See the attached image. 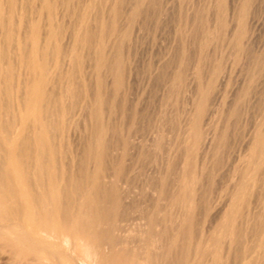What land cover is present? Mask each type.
Here are the masks:
<instances>
[{"label": "bare ground", "instance_id": "bare-ground-1", "mask_svg": "<svg viewBox=\"0 0 264 264\" xmlns=\"http://www.w3.org/2000/svg\"><path fill=\"white\" fill-rule=\"evenodd\" d=\"M43 1L44 0H41L40 7L38 9L37 8L35 9V7H33L30 10L32 11L33 9H35V11L38 14H40L41 12L43 14V12H44L43 9H47L46 10L47 11V17L46 18H45V16L43 17V15H42V18H40L38 15V17L34 19L32 17V15L34 13V10H33L31 12L32 15L28 13L30 11H27L26 13L23 12L24 14L27 15V13H28L31 16L26 17L24 15L23 19H22L21 15H22V9L24 7V6H22V4H23V2H25L24 0H0V255L3 257V259H2L3 262L5 261L4 264L7 262H9L11 264L12 263L13 264H196V262H197L196 261L197 250L200 249V244L198 246L199 248L195 245V247H197L198 249L194 247V244L197 242H195V243L193 242L194 244L191 243V238L193 236H190V242L188 244L186 243V245L183 246V242H182V240L184 239L183 238L184 235H186V234L189 235V232L192 230V223H191L192 222V220H191L192 216L189 212L187 213V210L182 211L177 206L178 209H176V211H174V212L171 211L172 214L174 213L173 216L170 215V217H168L165 215L167 217V220H166L165 219L166 217H164V216L161 217V214L159 216L161 218L157 217L158 213L154 211V209H156V205H155V207H153L154 209H152L153 211L149 210V212H148L149 214L148 213H147L148 215L145 214V215H147V217L145 216L147 228L145 230L146 236L143 239H141L142 241L138 238L136 239V237L134 239L131 237L132 240L131 239L129 240L127 237L129 235H125V234L121 233L122 231L125 230V229H123L124 227L122 226L123 227L122 228V227H119L117 225L118 224L117 219L120 217L119 214H121V216H122V214H124V211H125L123 208L124 205L125 206L129 205L128 203H127V205H126V203L125 204L123 203L125 201L124 200L125 197H127V196L123 195L121 193L122 192L121 191L122 189L120 190L121 184L117 181L122 176L121 173H122V169H123V166H122L123 163H122L121 157L124 156V154L126 153L125 152L126 143L130 141L129 139H127L128 141L126 140L127 134L123 131V129L128 128L127 126L129 125L128 124L125 126V128H123V124L127 120V119L126 120L124 119V123H123V112H124V110H126L125 109V103H126L125 96L127 95L126 92H128L127 90H128V88H130L129 84L132 82L133 79L131 80L130 83H129V81H130V78L134 76L133 73H131V77H130V72H131L130 69L133 70L134 67L133 68L127 67L130 65L125 64L126 61H124V60L131 59V58L128 59V57L132 56L131 53L133 52V49H132V46L130 47V45H129V47L131 49L128 50V48H129L128 44H127L128 48L125 49V47H124L125 45L122 44V41L125 40V38H127L124 35L126 33L128 34L129 31L125 30V32L122 33L124 38L120 37V33H121V32H119L120 30H118V34L116 33V31L118 29L117 25H115L116 18H111L110 13H109V11L111 12V10L107 9V7H106L107 5L106 6L104 5V7H105L104 9L102 8L103 6H101V9H96V12L99 14V12L102 13V11L98 12V10H102V9L108 10L109 15L107 13V10L104 11L107 14L105 16L110 17V18L106 17L107 20L111 19L110 21H107L108 25H106L107 23L105 24V22H104L106 20L104 18V15H103V18H101V16H102L101 14H100L101 15L100 18H96V17H99L97 14L94 17V20L92 23L89 21L90 25L88 22L86 24V22H85L86 16L83 15V13H85V11H83V10H85V8H83V10L80 9L79 4L76 3L79 0H77V1L73 0L76 4H78L77 5L78 7L77 6H74V7H77V8H79V10H82V13H80V15L78 16V14L76 12H73V14L75 13L78 16V18H76V20L74 19L75 20V21H73L74 23L72 22L73 23L72 26H74V30H72V32H74L73 34H71L72 32L70 30V34L72 35V37H71V35H69V36L66 35L68 32L66 34L62 35V32L59 28L61 24H59V27L56 24L57 20H58L57 16L59 17L60 15H57L56 12H54V10L55 11L57 10L56 8L58 6V4H57L58 2L56 3L57 4L56 8L53 10V8L55 6V1H53L50 4H47L45 1L44 2ZM114 1L117 2V0H114ZM132 1H134V0H132ZM132 1H129V2L127 1L126 4L127 3L129 4L127 6H130L131 4L134 5L135 3H139V4L141 3V0H135V3L134 2L131 3ZM31 2H29V3L26 2V3L27 4H30V3L33 4V1H31ZM59 2H61V1H59ZM62 2H63V0H62ZM74 2H73V5L75 4ZM82 2H83V0H82ZM100 2L98 5L101 4ZM102 2H104V1L102 0ZM108 2H110V1H108ZM111 2H113V0ZM120 2H121V4L123 3V5H124V2L122 0ZM148 2L149 1L146 0L145 3H148ZM79 3H81V2H79ZM84 3L86 4L85 1H84ZM145 3H144V6L146 5ZM150 3H151V0H150ZM215 3H217V2H215ZM62 4H59V6L63 7ZM117 4H119V2ZM126 4H125L124 9L125 8H127V9L124 10L121 8V6H120V8L125 12H127L126 10L131 9L130 14L128 12L129 15H131L132 12L135 13V11L133 10L134 7H133V9L132 8L128 9L129 7H126ZM81 5H83V3H81ZM110 5H108V6H110ZM236 5L231 4V8H232L231 10L233 12H235ZM25 6H27V7L31 6L32 7V5H25ZM37 6H38V4H37ZM137 6H138V4H137ZM215 6H216V4H215ZM29 7H28V9H29ZM62 7H61V9H62ZM96 7L99 8L100 6H96ZM130 7H132V5ZM77 8L76 9L74 8V9L77 11ZM136 8H138V7H135V10H136ZM25 9H27V8H25ZM64 9H65V7H64ZM112 9H113V7H112ZM170 9H168V11ZM79 10L77 12H79ZM59 11L62 12L63 10H60V8H59L58 12ZM114 11H115V9L113 10V13H114ZM65 12H67V10ZM65 12H64V14H65ZM125 12H123V13H125ZM136 12H138V11L136 10ZM70 13L71 12H68V14H70ZM120 13L122 14V12H120ZM140 13H142V11ZM157 13H156V15H157ZM59 14H61V13H59ZM64 14H63V16H64ZM128 14L126 15V13H125V15L127 17H128ZM147 14H149V13H147ZM154 14H152V15H154ZM234 14H232V15H234ZM250 14L251 13H249L248 6H246L245 12H244V14H242V21L240 23V30H238L241 33L249 31L248 29H250V23L253 24L251 21L253 20L252 18H255V17H253V14H252V16H250V17H252L251 18L252 20L249 17V19H250V22H249L248 15H250ZM76 15H75V17H77ZM91 15H92V13H91ZM118 15H120V14H118ZM123 15L124 14H122L120 16L123 17ZM137 15L138 14H136V16ZM63 16H61V17H63ZM120 16H118L119 21L121 18ZM69 17L70 16H67V17L65 16L64 18L67 19ZM162 17H164V16H162ZM43 18H45V19L43 20ZM91 18H93V17H90V20H91ZM124 18H126V17L124 16ZM124 18L121 19V21L122 20L124 21L125 20ZM72 19L70 21H72ZM145 19H147V18H145ZM153 20H152V22L154 23ZM59 21H62V19ZM70 21H69V23H70ZM54 22L56 25H54ZM65 22H66V20H65ZM102 22H104V24L107 26L106 28H104L101 25ZM122 23L120 22V24H122ZM124 24H123V26H124ZM139 24H142V23H139ZM203 24H205V23H203ZM201 26H202V24H201ZM206 26H207V24H206ZM66 27H68V26H65V28ZM128 27H131V26H128ZM204 27L205 26L203 25V28ZM252 27H253V25H252ZM119 29H121V28H119ZM200 31H201V29H200ZM207 31H208V29L205 32H207ZM129 34L127 36H129ZM158 34H160V33H158ZM209 34H207V35H209ZM64 35H66L68 37V39H70V37L72 38L73 43L71 41V43H72L71 46H70V44H69V46L66 45L70 41L69 40L65 44V46L63 47V44H62L63 42H61V41H64V43H65L66 40H62L61 38ZM177 36H179V35H177ZM112 37H114V38L112 39ZM110 39H112L113 41H111ZM127 39H126V41H127ZM196 39H197V35H196ZM129 40H131V39H129ZM205 40H206V38H205ZM123 43H126V42L124 41ZM201 44H203V43H201ZM201 44L199 46H201ZM204 44H206V42ZM204 44H203V46H204ZM131 45H133V44H131ZM122 46H123V49L127 50L126 52H123L121 50ZM202 49H203V47H202ZM135 50H136V48H135ZM83 51L86 52L85 57L84 56L82 57V55H84ZM166 51H164V52H166ZM129 52H131V53H129ZM124 53L126 55V58L124 56ZM129 54H131V55L128 56ZM134 54H136V53H134ZM174 54H176V53H174ZM200 56L201 55L199 53L198 58H200ZM184 57H186V56H184ZM83 58H85V60H88L85 62H89V64L87 65V63H86V65L89 67L90 66L92 67L91 69H89V67H88V69L91 71H89V70H88L89 72L84 71V73L86 72L85 75L88 76L87 73L91 72L90 73V75H91L94 72V78L95 79H93L91 81V83L93 82L92 86L90 84H88L89 86L87 85V83H90L91 79H89V82L87 81L88 79H86L85 81H87V83H85L83 78H81V75L83 74V73L80 74L81 70L84 69L85 67L87 68V66L82 67V61L83 60H81V59H83ZM134 60H132V61H134ZM212 60H213V58H212ZM218 60H219V58H218ZM130 61H128V62H130ZM135 62H136V60H135ZM161 62H163V61H161ZM132 64H134V62ZM149 64H150V62H149ZM125 65H127L126 66L127 68L125 67ZM216 65H218V64H216ZM131 66H134V65H131ZM153 66L155 67V65H153ZM195 66H196V64H195ZM168 67H169V64H168ZM168 67L166 65V68H168ZM214 67H215V65H214ZM256 67H257V65H256ZM172 68H173V66H172ZM163 69H165V68H163ZM215 69H216V67H215ZM74 70H77V72H75ZM136 70H137V68H136ZM72 71L74 72V75L77 73V75H75V77L73 76L74 79L72 77V75H73ZM173 71H175V70H173ZM169 72H170V70H169ZM159 73L161 74L160 70H159ZM162 73H164V72H162ZM214 73H216V71L212 72L211 78L215 75ZM134 74H136V73H134ZM191 74H193V73H191ZM90 75L88 77H90ZM99 75H101V76H99ZM166 75H168V74H166ZM177 75H179V74H176V76ZM76 76H78V78H76ZM185 76H186V74H185ZM91 77H93V76L91 75ZM98 77L102 78L101 82L104 79V82H102V83L97 82ZM171 77L173 78V76H171ZM147 79H148V77H147ZM213 79H214V77H213ZM150 80H151V78H150ZM165 80H166V78H165ZM155 81L157 82V79ZM156 82H153V83L156 84ZM135 84H134V86H135ZM72 85H73V87H75V90H73L74 88L72 89ZM198 85H199V83H198ZM162 86H164V85H162ZM150 88H152V87L150 86ZM150 88H149V90H151ZM209 88H210V86H209ZM197 89H198V87H197ZM156 90H158V89H156ZM200 91L201 90H199V92ZM202 93H203V95H202ZM129 94H128V97L130 96ZM170 95H171V93H170ZM208 95L209 94H207L206 92H200L199 97L197 95L198 98L197 99L194 98L192 100V108H190V111L193 109L194 113L191 114L189 111L190 119L188 118L189 119V122H188L189 126L188 127H192L194 130H193V132L190 133V136L192 137L191 138L192 140L191 141L189 140L190 146H191V144L193 146L198 145V143H200L202 141V140L200 141V138L202 136V133H204L203 130L206 131L205 130L206 127H205V129L203 128L204 127L203 126V117L205 115L204 112H206L205 110L208 109L209 103H211V101H209V99H211V98H209ZM159 96H161V95H159ZM108 97L112 98V100L110 102L108 101V103L110 105L107 103V100L109 99ZM210 97H212V96L210 95ZM72 99H74V100H72ZM130 99H132V97ZM113 100L114 101L117 100L116 103L115 102L114 103H115V106L118 104V108H119L118 110L120 113L119 123L118 124L116 123L114 125L115 126L118 125L117 142H119L121 144V147L119 145V147L121 148V150H120V152H121L120 156L121 157L119 159V162L117 161L118 163H116L117 159L115 160L113 158L115 156L112 157V160H115L112 163L114 165H115V163H116V165H118L115 167V168H117V170H113V169L110 170L112 172L115 171V173L113 172L114 177L110 176V177L114 178V179L112 178L113 180L117 181V186H116L115 192L113 190L114 184L113 185L111 184V182L113 180H111V181L107 180L109 175H111L113 173L109 171L111 174L108 173L109 175H108L107 179L106 178L105 179L107 181H110L109 184L113 186V189H111V190H113V193H115V194H113L110 191V188H109L110 185H107L106 187L104 185H102L105 182L104 177H103V180L101 179L103 172L100 175V172H101L100 171L101 155L103 154V156L105 158V155H104L105 150L103 149V153H102V148L106 147L107 151H108V148L111 147L109 145L111 143L113 144L114 143L113 141H116L115 140L116 138L113 136V134H114L113 132L116 133V130L115 131L112 130L111 129L112 123L108 122L109 121V119H108L109 113H110V111H111V113L113 112L111 110V107H112V109H114L113 108L114 106H111L113 104ZM127 100H128V98H127ZM73 101H74V103H73ZM129 102H130V100L128 101V103ZM131 102H132V100H131ZM149 102H150V100H149ZM77 103H78V105L80 104V109L83 108V110H84L82 117L80 116L82 119V122H83V129H82L83 132L81 131V127H79L80 132H78L79 129L76 125V122H75L76 120L75 119H74V121L72 120V116H73L74 112L77 110V108H76ZM130 104H132V103H129V105ZM173 105H175V104H173ZM126 107L127 108L129 107L128 104ZM130 107H132V106H130ZM116 108H117V106H116ZM262 108L263 109L261 112V118L258 121V123L256 124V126H255L256 128H255L254 132L251 133L252 135L251 136L249 135L250 139L248 138L249 140L247 141L248 151L245 154L246 160H244V158L242 157L243 160L245 161V163L243 165L244 170L243 171L241 170L242 172L240 171L241 174H239L240 177L237 181H236V179L238 177H236L234 183L231 182V183H233V184H231L232 187H231V189H228V190H230V193H229L230 200H228L229 201L228 206L227 207L225 206L227 209L223 213V216L221 215L223 217V219L219 220V218H218L219 225H217V226H219L220 235H218L217 239L215 236H214V238H213V236H211V243L210 244H212L211 247H213V248H209V252L211 251L210 249H212V250L214 249V251L215 250L217 251L215 253H217L218 255L217 256H214V255L212 256V255H208V254L205 255L206 257L207 256L212 257V258H209L210 264H229L230 261H231V264H264V209L260 210V212L257 211L258 213L256 212V210H254L255 214L250 213L253 210L251 211V209H250V211H249L250 203H253L256 200L255 199L253 202H251V198H253L252 194L254 193V188L257 187L256 189H258V190L255 189L256 191H259V189H260L262 191L261 194L264 197V104H263ZM130 110H131V108H130ZM130 110L128 111L129 113H130ZM153 110H154V108H153ZM115 111H117V110H115ZM80 112H79V114H80ZM106 112L108 114L104 116V114ZM134 112H135V110H134ZM154 112L155 111H153V113ZM189 113H188V115H189ZM222 113H224V112H222ZM65 114H67L68 117L66 115V117L64 119L67 118V120L64 121L62 117H64L63 115H65ZM138 115H140V114L138 113ZM74 116H75V114H74ZM160 116H161V114H160ZM111 117H113V116H111ZM124 117H126L125 114H124ZM76 118H77V116H76ZM126 118L129 119V117H126ZM172 119H174V118H172ZM127 121H129V120H127ZM82 122L81 123L79 122V124H82ZM111 122H113V120H111ZM165 122H166V120H165ZM173 122L174 121H172V123ZM108 123H109V125H111L110 130H109ZM169 123H168V125H169ZM128 130H129V128H128ZM182 133H183V131H182ZM128 134H129V132H128ZM112 137H113V139H112ZM157 139H158V137H157ZM189 139H190V137H189ZM111 140H113V141L111 142ZM153 141H154V139H153ZM153 141H152V143H153ZM171 141H173V140H171ZM182 141H183V139H182ZM183 143H185V144L188 143V145H189V142L183 141ZM155 144L156 143H154L153 145H155ZM61 145H63L64 147H62ZM104 145H106V146L102 147ZM130 145H129V147H130ZM115 146H116V144H115ZM61 147L65 148L66 152L63 151L64 152L63 153L61 150ZM186 147H187V145H186ZM162 149H164V148H162ZM109 150H110V148H109ZM166 150L168 151L167 148H166ZM177 150H179V149H177ZM127 151H128V147H127ZM167 151H165V152L168 153ZM200 151H202V150H200ZM205 151H206V148H205ZM133 152H134V150H133ZM180 152H182V150ZM183 153H185V152H183ZM114 154H115V152H114ZM127 154H129V152ZM204 154H205V152H204ZM161 155H163V154L161 153ZM165 155L167 156V154H165ZM107 156H108V153L106 155V158H107ZM159 156H160V153H159ZM110 157H111V155L108 156L107 160L109 159L111 161ZM156 157H157V154H156ZM82 158H84L86 161L85 165L83 164V166L81 165V163H82L81 159ZM165 158H167V157H165ZM165 158H164V161H166L168 159V158L167 159H165ZM84 159H82V160H84ZM150 159H151V157H150ZM198 160H199V157H198ZM110 161H107V162L105 161L106 164L109 162L108 167L104 166V164L102 165V166L106 167V169H105L106 171H107V168H110V164H111ZM101 163H103V162H101ZM197 164H199V163H197ZM209 164H211V163H209ZM80 165L82 167L85 166L84 168L88 169V171H86L84 174H80V167H81ZM202 165H203V163H202ZM202 165H201V169L199 168L200 172H199V170L197 172V174L199 173L198 177H200L202 175ZM102 166H101V169H103ZM195 167H196V165H195ZM207 167H209V166H207ZM213 167L215 168V166H213ZM242 167H240L239 169H242ZM185 168H187V166ZM185 168H182V169L184 170ZM180 169H181V166H180ZM239 169L237 172H239ZM175 172H177V171H175ZM182 174H184V172ZM185 175H186V173L184 174V176ZM204 175H205V173H204ZM160 176H162V175H159V177L157 179L158 183L156 180H154V182L157 183V184L155 183V185L158 186V189H157V186L154 185L155 188L157 189L156 190L154 188L155 192L161 191V189L163 187L164 181L161 180ZM169 176H171V175H169ZM178 176H179V174H178ZM110 177H109V179H110ZM122 177H124V176H122ZM149 179H151V178H149ZM163 180H164V178H163ZM207 180H208V178H207ZM179 181H181V178ZM258 181L260 183V188L258 186H256V183ZM122 182H124V181H122ZM172 182H175V181H172ZM149 183H151V182H149ZM177 183L179 185V182H177ZM182 183L183 182H180L181 185L185 184V183H183V184ZM178 185H177V187L180 188L181 185L180 186H178ZM194 185H195V183H194ZM146 186H148V185H146ZM207 187H209V186H207ZM229 188H230V186H229ZM177 189H175V190L177 191ZM186 189H184V192L186 191ZM202 189H200V190L202 191ZM149 190H151V189H149ZM195 191L196 190L191 189L190 193L187 195L188 199L190 200V207H192V208H193V205H195L196 203L198 206H200V205L202 206V204H200V202L198 203V199L200 200L201 198L197 199V195H196ZM125 192L126 191L124 190V194H127V192L126 193ZM179 192L177 193L178 197H179ZM149 193H150V191H149ZM258 193H256V195H258ZM161 194L162 195L160 198H162L163 192H161ZM111 196H114V199ZM187 196H186V198H187ZM200 196H201V194H200ZM110 197L112 200H114V201H112L113 203L110 202L111 201ZM149 197H148V199H149ZM218 197H219V195H218ZM255 197H257V196H255ZM155 198H156V194H155ZM202 198H205V197L202 196ZM162 199H160V200H162ZM171 199H172V197H171ZM127 200L129 202L128 198H127ZM151 200H152V198H151ZM185 200L186 199L184 198V201ZM258 200H260V203H261V199H259V197H258ZM154 201L152 203H155ZM200 201L202 202V199ZM159 202H161V201H159ZM162 202L164 203V200H162ZM162 202L158 203V204H163ZM180 203L181 202H179L178 204H180ZM182 203H184V202L182 201ZM197 205H195V206H197ZM206 205H204V207H206ZM179 206L181 207V205H179ZM182 206H184V205H182ZM259 206L261 207V204L258 205V208H260ZM210 207H211V205H210ZM110 208H113V210L111 209L112 213L109 212ZM127 208H128V206L125 207L126 210H128ZM157 208L160 209L159 205L157 206ZM242 208H244L245 213H243L244 211L242 212ZM251 208H252V205H251ZM122 209L124 210L123 213H122ZM159 212H160V210H159ZM126 213L122 217L125 216L128 219V215L126 216ZM195 213H196V211H195ZM199 213H200V211H199ZM127 214H129V212ZM220 214L221 213H219L218 215L220 216ZM196 215H197V213H196ZM142 216H144V215H142ZM211 216H212V214H211ZM200 217H201V214H200ZM122 219H125V218H122ZM197 219L199 220V218H197ZM126 220H124V221H126ZM207 220H208V218H207ZM218 220H216V221H218ZM194 223L196 225H198L199 221H198V223L197 222H194ZM157 224H159V225L161 224L163 227V231L161 234H158L157 232H156L157 234L155 232L153 234V230L155 229ZM195 224H194V226H195ZM159 225H158V227L161 226V225L160 226ZM127 228H129V226ZM216 228H218V227H216ZM205 229H206V227H205ZM131 230L132 231H130V232H133V229H131ZM138 231H139V229H138ZM164 231L168 232V234H166V232H164ZM43 232L47 234V237L42 235ZM215 232H216V230H215ZM164 233L166 235H164ZM197 233H199V232H197ZM201 234H202V232H200V235ZM190 235H192V234H190ZM196 235H198V234H196ZM205 235H207V234L205 233ZM214 235H217V233L216 234L214 233ZM53 237H57L58 239L53 240L52 239ZM209 239H210V237H209ZM158 240L160 242H162L161 243L162 245L161 244H160L161 246L159 245L160 247L158 246ZM184 241H186V240H184ZM198 243H199V241H198ZM237 246H239L238 248H241V249H238V251H237ZM206 252H205V254H206ZM210 253L213 254L214 252L211 251ZM202 257H203V255H202ZM206 257H204V258H206ZM199 259H200L199 260V262H200L202 258H199ZM2 260H1V262H2ZM208 260H207V262H208ZM200 263H202V262H200ZM204 263L207 264L206 262H204ZM1 264H3V263H1Z\"/></svg>", "mask_w": 264, "mask_h": 264}, {"label": "rangeland", "instance_id": "rangeland-1", "mask_svg": "<svg viewBox=\"0 0 264 264\" xmlns=\"http://www.w3.org/2000/svg\"><path fill=\"white\" fill-rule=\"evenodd\" d=\"M24 1L25 2H23V4L24 3L25 4L24 5L22 4V6H24L27 9H25L23 7L22 15H21L22 19H23L24 15L26 17L27 16L30 17L32 15L31 12L33 10H34V13H33L32 17L34 19L37 18L38 15H39L40 18H42V15H43V17L45 16V18L47 17V11H46L47 9H43L46 14L44 12H43V14H42V12L40 14H38L35 11L36 8L38 9L40 7L41 0H31V1H33V4H31L32 2L30 0H28V1L24 0ZM44 1L47 4H50L53 1H55V6H54L53 10L56 8V5L58 4V6L56 8L57 10L56 11L54 10V12H56L57 15H60L59 17L57 16L58 20H57L56 24H57L58 27H59V24H61L59 28H60V30L62 32V35L66 34L67 32L68 33L66 35H68V36L74 33V32H72V30H74V26H72V24L74 23L73 21H75L76 18H78L80 13H82L83 8H85V10H83V11H85V13H83V15L86 16V21L85 22L87 24V22L89 23V21L92 23L93 20H94V17L98 14L96 12V9H101V6H103L102 8L104 9L105 8L104 5L105 6L107 5L106 6L107 9L111 10V12L109 11L111 18H116L115 25H117V28H118L116 33L118 34V30H120L119 32H121L120 33V37L121 38L122 37L124 38V36H126L128 38L130 36L128 39L127 38H125V40L122 39L123 40L122 44L125 45L124 46L125 49L128 48L129 45H130V47L132 46V49H133V52L131 51L132 53L129 52V53L132 54V56L128 57V59L129 58H131V59H129V60H127V59L124 60L123 59L124 61H126L125 64L130 65V66L125 65V67L126 66L129 67V68H133L134 67L133 70L130 69V71H131L130 72V77H131V73H133L134 76L130 78L129 83L131 82L132 79H133L132 80L133 83L131 82L129 84L130 88H128V90H127L128 92H126L127 95L125 94L126 95L125 96V101H126L125 109L126 110H124V112H123V123H124V119L125 120L126 119L129 120V121L126 120L125 123L123 124V128H125V126L129 124L127 126L129 128V130H128V128H126V129H123V131L127 134L126 140L129 139L130 141L127 142L128 144L126 143V145H125L126 146L125 147V152L126 153L124 154V156L121 157L120 156L121 155V152H120L121 144L119 142H117V130H118L117 128H118V125L117 126L114 125L116 123L117 124L119 123L120 113H119V110H118L119 109L118 108V104L116 105L117 108L115 106V103H116V101L118 99L115 100V101L113 100V104L111 106H114L113 107L114 109H112V107H111V110L113 112L111 113V111H110L109 118H108L109 119L108 122L112 123L111 124L112 126L109 125V123H108V126H109V130H110V126L112 127L111 128L112 130H114V131L116 130V133L112 131L115 134V135L113 134V136L116 138L115 139L116 141L111 140V142L113 141L114 143L113 144L111 143L109 145V146L112 147V148L109 147L110 150L108 148L109 152L107 151V148L105 147L106 145L102 146V147L106 148V149L102 148V153H103V149L105 150L104 151L105 152V154H104L105 158H104L103 154L101 155L102 159L100 158L101 162H103V163L100 162V171H101L100 175L103 172L102 176H101L102 177L101 179L103 180V177H104V180L106 182V183L104 182L103 184L102 183L101 184L104 185L105 187L107 185H110L109 184L110 181L114 179L113 177H114L115 171H113L114 172L113 173L110 170L111 169L117 170V168H115L116 166H118V165H116V163L119 162L120 157L122 158L123 169H122L121 175L124 176V177L121 176L117 181L121 184V187H120V190L122 189L121 193L123 195L127 196L124 199L126 202L124 201L123 203L124 204L126 203V205H127V203L129 204V205H127L128 206V208H127L128 210L125 209V207H127V206H125L123 204L124 205L123 208H124L125 211L122 209V213L124 211V214L126 212L127 213L129 212V214L126 213V216L128 215V219L125 216L122 217L124 214H122V216H121V214H119L120 217L117 219V223L118 224L117 223L116 224L119 227L123 226L124 228L123 227L122 228L126 230V231L125 230L122 231L121 233L125 234V235H129V236H127L129 240L130 239L132 240V238L134 239L135 237H136V239L138 238V239L141 240V239H143L146 236V231L145 230L147 228V224H146V219L145 218L149 214L148 213L149 210L153 211L152 209H154L153 207H155V205H156V209H154V211L158 213L157 217L161 218L162 216H164V217H166V216L170 217V215L173 216L174 213L172 214V212L176 211V209H178V207H179V209L182 210V211H186L187 210V213L189 212L191 214V216H192V219H191L192 222L191 223H192V230L193 231L191 230L189 232V235L188 234L184 235V237H183L184 239L182 240L183 246L186 245V243L188 244L190 242V236H193L191 238V243L194 244L195 242H197V243L194 244V247H195V245L198 247L199 244H200V249H199L200 251L197 250L199 247L198 248L195 247V248H197L196 249L197 250V256H196V261L197 262H196V264H203L204 262H206L207 264H210V259L209 258H212V257H210V256L206 257L205 255H207V254L208 255H212V256L213 255L214 256L218 255L217 253H215L217 251L216 250L214 251V249L213 250L210 249L212 252H214L213 254L210 253L211 251L209 252V248H213V247H211L212 244H210L211 243V236H213V238L215 236L216 239H217L218 235H220L219 226H217V225H219V220L223 219V217H222L223 213L227 209L226 207L228 206V203H229L228 200H230V197H229L230 196L229 195L230 190H228V189H231V187H232L231 184L234 183L236 177H238L236 179V181L239 179V177H240L239 174H241L240 171L244 170V166L243 165L245 163L244 160H246V158H245L246 155L245 154L248 151V148H247L248 143H247V141L250 139L249 135L251 136L252 135L251 133L254 132V130L256 128L255 126H256V124L258 123V121L261 118V112H262V109H263L262 107H263V104H264V0H223V1L222 0H159V1L158 0H151V3H150V0H147V1H149L148 3H145L146 0L145 1L141 0L140 4L139 3H135V0L134 1L127 0L128 2L132 1L131 3H133V2L135 3L134 5L131 4L132 7H130L131 5L127 6L129 4L128 3L126 4V2H127L126 0H122L124 2V5H123V3L121 4V2H120L121 0H119V1L117 0V2L114 1V0H113V2H111L112 0H103L104 2H102V0H99V1L98 0H88V1L87 0H83V2H82V0L81 1L80 0L79 1L75 0V1H77L76 3L79 4L80 9H82V10H79V8H77L78 4H76L73 0H63V2H62V0H44ZM59 1H61V2H59ZM72 1L76 5L75 4L73 5ZM84 1L86 2V4L84 3ZM108 1H110L111 3L108 2ZM26 2L27 3L31 2V3L27 4ZM79 2L83 3V5H81V3H79ZM99 2L102 5L101 4L98 5ZM118 2H119V4H117ZM215 2H217V3H215ZM144 3L146 4L145 6H144ZM37 4H38V6H37ZM59 4H62L63 7L59 6ZM125 4H126V7H129L128 9H130V8L133 9V7H134L133 10L135 11V13L132 12L133 10L131 11L133 15L132 14L129 15L131 9L130 10H126L127 12L122 10V9H124ZM137 4H138V6H137ZM215 4H216V6H215ZM231 4L232 5H234V4L236 5L237 4L235 12H233L231 10L232 9L231 8ZM25 5H32V7L28 6L29 7V9H28V7L25 6ZM108 5H110L111 7L108 6ZM74 6H77V7H74ZM96 6H100V7L98 8ZM120 6H121L122 9L120 8ZM246 6H248L249 13H251L250 15H248L249 22H250V19L252 18V17H250V16H252V14H253V17H255V18H252L253 20L251 19L252 20L251 22L253 24L250 23V29H248L249 31L241 33L238 30H240V23L242 21V14H244ZM33 7H35V9H33L31 11L30 9L33 8ZM61 7H62V9H61ZM64 7H65V9H64ZM112 7H113V9H112ZM135 7H138V8H136V10L138 12H136ZM59 8H60V10H63V11L62 12L61 11L58 12ZM74 8L75 9L77 8V11L79 10V12H77ZM103 9L102 10H98V12L102 11V13L99 12V14H98L99 17H96V18H100L101 15H102L101 18H103V15H104V18L106 20L105 21L103 20V21L105 22V24L107 23L106 25H108L107 21H110L111 19L107 20V18L109 16H105L107 14L104 12L107 9H105V10H103ZM114 9H115V11L113 13ZM125 9H127V8H125ZM168 9H170V10L168 11ZM66 10H67V12H65ZM108 10H107V13H108ZM27 11H30L28 13L31 14V15H29L28 13H27V15L23 13V12L26 13ZM141 11H142V13H140ZM64 12H65V14L66 13L68 14V12H71V13L68 14V15L67 14L65 15ZM73 12H76L78 14V16L75 13L73 14ZM120 12H122V14H124L123 17L120 16V15H122ZM123 12H125L126 15L129 12L128 17ZM153 12L154 13L158 12V13L156 15V13L154 14ZM59 13H61L62 15L59 14ZM91 13H92V15H91ZM109 13H108V15H109ZM147 13H149V14H147ZM63 14H64V16H63ZM118 14H120V15H118ZM136 14H138L139 16L138 15L136 16ZM152 14H154V15H152ZM232 14H234V15H232ZM75 15L77 17H75ZM61 16H63V17H61ZM65 16L66 17L67 16H70V17L72 16V17L71 18L69 17L70 19L69 18L66 19V18H64ZM118 16L121 17L120 21L118 20L119 19ZM124 16L126 18H124ZM162 16H164V17H162ZM90 17H93V18H91V20H90ZM249 17H250V19H249ZM45 18H43V20ZM123 18L126 20V21L124 20L125 22L123 20L121 21V19H123ZM145 18H147V19H145ZM61 19H62V21H59ZM71 19H72V21H70ZM65 20H66V22H65ZM152 20L154 21V23L152 22ZM69 21H70V23H69ZM104 22H102L101 25L104 28H106L107 26L104 24ZM120 22L121 23L123 22V23L120 24ZM139 23H142V24H139ZM203 23H205V24H203ZM56 24L54 22V25H56ZM123 24H124V26H123ZM201 24H202V26H201ZM206 24H207V26H206ZM64 25L68 26V27L65 28ZM89 25H90V23H89ZM203 25L205 26L204 28H203ZM252 25H253V27H252ZM128 26H131V27H128ZM119 28H121V29H119ZM200 29H201V31H200ZM207 29H208V31L205 32ZM70 30L72 32L71 34H70ZM125 30L129 31V33H130V34L128 33L129 36H127L128 35L127 33H126L127 35L125 34L123 36L122 33L125 32ZM197 32L199 34L200 33L201 34L199 35ZM158 33H160V34H158ZM207 34H209V35H207ZM66 35L62 36V38H61L62 40H66L65 43H64V41H61V42H63L62 43L63 47L65 46V44L69 40H70L69 41L70 43L68 42V44H66V45L69 46V44H70V46H71V44L73 43V40L71 38L72 35H71L70 39H68V37ZM177 35H179V36H177ZM196 35H197V39H196ZM113 38L114 37H112V39ZM205 38H206V40H205ZM112 39H110V40L113 41ZM126 39H127V41H126ZM129 39H131V40H129ZM71 41H72V43H71ZM124 41L126 43H123ZM204 41L206 42V44H204L205 43ZM201 43H203L204 46ZM127 44H128V47H127ZM131 44H133V45H131ZM200 44H201V46H199ZM130 47L128 48V50L131 49ZM202 47H203V49H202ZM135 48H136V50H135ZM125 49H123V46H122L121 50L123 52L127 51ZM164 51H166V52H164ZM83 52H84V55H82V57L83 56L85 57V53L86 52L85 51H83ZM198 52L201 55L200 58H198L199 57V53ZM134 53H136V54H134ZM174 53H176V54H174ZM131 54H129L128 56H130ZM124 56L126 58L125 53H124ZM184 56H186V57H184ZM212 58H213V60H212ZM218 58H219V60H218ZM134 59L136 60V62H135ZM81 60H83L82 61V67H85V66H87L89 64V62H85V61H88V60H85V58H83ZM132 60H134V61H132ZM128 61H130V62H128ZM161 61H163V62H161ZM133 62H134V64H132ZM149 62H150V64H149ZM86 63H87V65H86ZM165 64L167 65V67H168V64H169V67L170 66L171 67L170 68L169 67L166 68ZM195 64H196L197 67L195 66ZM216 64H218V65H216ZM131 65H134V66H131ZM153 65H155V67ZM214 65H215L217 70L215 69ZM256 65H257V67H256ZM172 66H173V68H172ZM88 67L89 66H87V68L85 67L84 69H82L83 71L81 70L80 74L83 73L81 75V78H83L85 83H87V81L89 82V79H91L90 83H87V85L90 84L92 86L93 82L91 83V81L93 79H95L94 78V72L91 74L93 77H91V75H90L91 72L87 73L88 76L90 75V77L85 75V73L89 69L92 68L90 66L89 69H88ZM136 68H137V70H136ZM163 68H165V69H163ZM159 70H160L161 74L159 73ZM169 70H170V72H169ZM173 70H175V71H173ZM213 70L216 71V73H214L215 75L213 76L215 80L213 79V77L211 78L212 72H214ZM74 71L77 72V70H74ZM84 71H86V72L84 73ZM89 71H91V70H89ZM162 72H164V73H162ZM134 73H136V74H134ZM191 73H193L194 75L191 74ZM72 74H71L72 77L73 76L75 77V75H77V73L74 75V72ZM166 74H168V75H166ZM176 74H179V75H177L178 77L176 76ZM185 74H186V76H185ZM99 76H101V75H99ZM146 76L148 77V79H147ZM171 76H173V78ZM74 77H73V79H74ZM76 78H78V76H76ZM150 78H151V80H150ZM153 78L155 80L157 79V82ZM165 78H166V80H165ZM86 79H88V80L85 81ZM101 79H102L101 77H98L97 82H101ZM102 82H104V79L102 80ZM153 82H156L157 85L155 83H153ZM198 83H199V85H198ZM134 84H135V86H134ZM162 85H164V86H162ZM150 86L152 88H150ZM209 86H210V88H209ZM197 87H198L199 90H201L200 92H206L207 94H209L208 96H209V98H211V99H209V101H211V103H209V107H208L207 110H205L206 112H204L205 115L203 117V126L204 127L203 126L202 127L204 129L206 127V129H205L206 131L203 130L204 133H202V136L200 138V141L201 140L202 141L200 143H198V145H195L196 146L195 147L192 144L190 146V141L192 140L191 139L192 137L190 136V133L193 132L194 129L192 127H188L189 126L188 122H189V119H190V113L191 114L194 113L193 109L190 111V108H192V100L194 98L197 99L199 97V93L200 92L197 89ZM149 88L151 90H149ZM155 88L158 89V90H156ZM72 89L75 90V87H73V85H72ZM170 93H171V95H170ZM128 94L132 97V99H130L131 98L130 96H129L130 98L128 97ZM159 95H161V96H159ZM197 95H198V97H197ZM202 95H203V93H202ZM210 95L212 97H210ZM110 97H108L109 99L107 100V103H108V101L110 102L112 100V98H110ZM127 98H128V100H127ZM72 100H74V99H72ZM129 100H130L129 103H132L130 105L128 103ZM131 100H132V102H131ZM149 100H150V102H149ZM73 103H74V101H73ZM127 104L129 106L128 108L126 107ZM173 104H175V105H173ZM130 106H132V107H130ZM76 108H77V110L76 109H75L76 111L74 110L75 111L74 112L75 116L73 114L72 120L73 121H74V119L76 120L75 122H76V125H77L78 129H79L78 132H80V128L79 127H81V131L83 132V130H82L83 129V122H82L81 117H82V114L84 113V110H83V108L80 109V104L78 105V103L76 105ZM130 108H131V110H130ZM153 108H154V110H153ZM128 109L130 110V113L128 112L129 111ZM115 110H117V111H115ZM134 110H135V112H134ZM153 111H155V112L153 113ZM189 111H190V113H189ZM79 112H80V114H79ZM137 112L140 115H138ZM222 112H224V113H222ZM188 113H189V115H188ZM107 114L108 113L106 112L104 114V116L107 115ZM124 114H125L126 117H129V119L124 117ZM160 114H161V116H160ZM66 115L67 114L63 115L64 117H62L64 121L67 120V118L64 119L66 117ZM76 116H77V118H76ZM111 116H113V117H111ZM67 117H68V115H67ZM172 118H174V119H172ZM111 120H113L114 123L111 122ZM165 120H166L167 123L165 122ZM78 121L80 123L82 122V124H79ZM172 121H174V122L172 123ZM168 123H169V125H168ZM127 131L129 132V134H128ZM182 131H183V133H182ZM157 137H158V139H157ZM189 137H190V139H189ZM112 139H113V137H112ZM153 139H154V141H153ZM182 139H183V141L189 142V145H188V143H186V144L183 143ZM171 140H173V141H171ZM152 141H153V143H152ZM154 143H156V144L153 145ZM115 144H116V146H115ZM119 145H120V147H119ZM129 145H130V147H129ZM186 145H187V147H186ZM61 146L64 147L63 145H61ZM62 147H61L62 152L63 151L66 152L65 148H62ZM127 147H128V151H127ZM162 148H164L165 150L162 149ZM166 148L168 149V151L166 150ZM205 148H206V151H205ZM177 149H179V150H177ZM133 150H134V152H133ZM181 150H182V152H180ZM200 150H202V151H200ZM165 151H167L168 153H166ZM106 152L108 153V156L111 155V157H110L111 161L109 159L107 160L108 156L106 158V155H107ZM114 152H115L116 155L114 154ZM128 152H129V154H127ZM183 152H185V153H183ZM204 152H205V154H204ZM159 153H160V156H159ZM161 153L163 155H161ZM156 154H157V157H156ZM165 154H167V156ZM113 156H115V157H113ZM164 156L167 157L168 159L165 158ZM112 157L115 160L117 159L116 163L114 162L115 165L112 163L113 161H115V160H112ZM150 157H151V159H150ZM163 157L165 159H167V160L164 161ZM198 157H199V160H198ZM242 157L244 158V160H243ZM82 159H84V158H82ZM82 159H81V161H82L81 165L83 166V164L85 165L86 161H85V159L84 160H82ZM105 161L106 162L107 161L111 162L110 168H107V171L105 169H106V167L109 166V162L106 164ZM197 163H199V164H197ZM202 163H203V165H202ZM209 163H211V164H209ZM103 164L106 167L102 166ZM195 165H196V167H195ZM201 165H202V175L200 177H198L199 173L197 174V172H198V170L200 172ZM212 165L215 166V168ZM82 166L80 167V174H84L86 171H88V169L84 168L85 166L84 167H82ZM101 166L103 167V169L105 171L103 169H101ZM180 166H181V169H180ZM186 166H187V168H185ZM207 166H209V167H207ZM240 167H242V169H239ZM182 168H185L186 170L185 169L183 170ZM173 169L174 170L176 169L175 171H177V172H175ZM238 169H239V172H237ZM109 171L112 172L113 174H111ZM159 171L160 172L162 171V172L160 173ZM183 172H184V174L186 173L185 176H184V174H182ZM108 173H110L111 175H109ZM204 173H205V175H204ZM178 174H179V176H178ZM108 175H109V177L110 176H113V177H110V179H109ZM159 175H162L160 177H161V180L164 181V183H163V187H162L161 191H156L155 192V189H156L155 186H157V185H155L156 182H154V180L157 181ZM169 175H171V176H169ZM107 177H108V179H107ZM105 178L107 180H110V181H107ZM149 178H151V179H149ZM163 178H164V180H163ZM180 178H181V181H179ZM207 178H208V180H207ZM117 181L113 180L111 182L112 185L114 184L113 185L114 189H113L112 185H110V187H109L110 191L112 193H113V190H114V192L116 191L115 189H116V186H117ZM122 181H124L125 183L122 182ZM172 181H175L176 183L179 182V185H178V183L176 184L175 182H172ZM149 182H151V183H149ZM180 182H183L185 184L182 183L183 185H181ZM231 182H233V183H231ZM157 183H158V181H157ZM194 183H195V185H194ZM146 185H148V186H146ZM177 185L178 186L181 185L180 188H178ZM207 186H209V187H207ZM229 186H230V188H229ZM256 186H258L260 188L259 181L256 183ZM256 188H254V193L255 192L256 193L259 192L258 193L259 196L256 195V193L255 194L253 193L252 194L253 198L255 196H257V197H255L254 199L251 198V202H253L255 199L256 200L253 203H250V205H249V211H250V209H251V211L253 210L250 213H254V214H255L254 210H256V212L257 211L260 212V210L264 209V197L261 194L262 191L260 189H259V191H256V190H258ZM111 189H113V190H111ZM149 189H151V190H149ZM157 189H158V186H157ZM175 189H177V191ZM184 189H186L185 192H184ZM191 189L196 190L195 192H196V195H197V199L198 198L202 199V202L200 201L201 199L200 200L198 199V203L200 202V204H202V206L199 204L202 208L200 206H198L197 203L195 204L197 206L193 205V208L190 207V200L188 199L187 195L190 193ZM200 189H202V191ZM124 190L127 192V194H124ZM149 191H150V193H149ZM153 192L156 194V198H155V194ZM161 192H163V196H162L163 199L160 198L161 195H162ZM178 192H179V197H178V194H177ZM184 193L185 194L187 193V194L185 195ZM113 194H115V193H113ZM200 194H201V196H200ZM218 195H219V197H218ZM149 196L152 198V200H151V198ZM186 196H187V198H186ZM202 196L205 197V198H202ZM111 197H113V199H114V196H111ZM111 197H110V199H111ZM148 197H149V199H148ZM171 197H172V199H171ZM258 197H259V199H261V203H260V200H258ZM127 198L129 199V202H128ZM184 198L186 199L185 201H184ZM160 199L164 200V203ZM112 201H114V200L111 199L110 202L113 203ZM153 201L155 203H152ZM159 201H161L163 204H158V203H161ZM182 201L184 203H182ZM179 202H181V203L178 204ZM260 204H261V207L260 206L259 207L261 209L258 208V205H260ZM158 205H159L160 209L157 208ZM179 205H181V207ZM182 205H184V206H182ZM204 205H206V207H204ZM210 205H211V207H210ZM251 205H252V208H251ZM111 209L113 210V208L109 209L110 213H112ZM159 210H160V212H159ZM195 211H196L197 215H196ZM199 211H200V213H199ZM242 212L245 213L244 208H242ZM219 213H221L220 216L218 215ZM145 214H147V215H145ZM160 214H161V217H159ZM200 214H201V217H200ZM211 214H212V216H211ZM142 215H144V216H142ZM122 218H125V219H122ZM197 218H199V220ZM207 218H208V220H207ZM218 218H219V220H218ZM165 219L167 220V217ZM215 219L218 220V221H216ZM124 220H126V221H124ZM193 221L197 222V223L199 221L198 225H196ZM194 224H195L196 227L194 226ZM158 225L159 224H157L155 229L153 230V234H154V232L155 233L157 232L158 234L162 233L163 227H162L161 224H160L161 226L159 225L160 227H158ZM128 226H129V228H127ZM205 227H206L207 230L205 229ZM216 227H218V228H216ZM131 229H133V232H130V231H132ZM138 229H139V231H138ZM215 230H216V232H215ZM166 231H164V232H166ZM197 232H199V233H197ZM200 232H202L201 235H200ZM205 233L208 236L205 235ZM214 233L215 234L217 233V235H214ZM166 234H168V232H166ZM166 234L164 233V235H166ZM190 234H192V235H190ZM196 234H198V235H196ZM42 235L47 237V234L44 233V232L42 233ZM209 237H210V239H209ZM52 239L56 240L58 238L57 237H53ZM184 240H186V241H184ZM198 241H199V243H198ZM161 243L162 242H160L158 240V246ZM238 247L239 246H237V251H238V249H241V248H238ZM205 252H206V254H205ZM202 255H203V257H202ZM204 257H206V258H204ZM199 258H202V259L204 258L203 260L201 259V261H200L202 263L199 262V260H200ZM2 259H3V257L0 255V264L1 263L4 264V262H5V261L3 262ZM1 260H2V262H1ZM207 260H208V262H207ZM5 264H11V263L7 262ZM229 264H231V261L229 262Z\"/></svg>", "mask_w": 264, "mask_h": 264}]
</instances>
